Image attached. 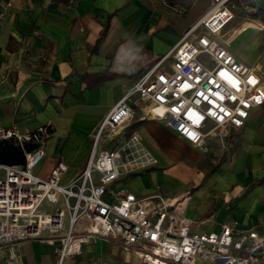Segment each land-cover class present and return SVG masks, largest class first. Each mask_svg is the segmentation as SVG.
<instances>
[{"label": "crops", "instance_id": "obj_1", "mask_svg": "<svg viewBox=\"0 0 264 264\" xmlns=\"http://www.w3.org/2000/svg\"><path fill=\"white\" fill-rule=\"evenodd\" d=\"M248 1L252 8H264V0ZM174 3L0 0V126H52L36 175L46 178L63 161L68 171L62 184H67L85 168L92 149L90 134L206 13L192 18L196 0ZM182 7L188 9L187 15L177 12ZM249 31L230 28L228 47L239 33ZM249 36L229 48L256 66L264 79V64L255 57L264 31L257 33L255 46L248 44ZM132 106L131 121L119 135L106 137L100 148L113 149L137 130L159 164L123 175L113 189L125 188L138 197L155 193L175 197L189 191L186 215L194 220L193 231L219 232L224 224L236 223L264 237V106L251 112L244 127L227 129L226 144L211 134L202 146L192 145L151 116L137 96ZM18 250L19 258L0 257V264H58L51 242L30 239ZM63 264L147 263L134 248L94 236L81 255ZM196 264L209 263L199 259Z\"/></svg>", "mask_w": 264, "mask_h": 264}, {"label": "built area", "instance_id": "obj_2", "mask_svg": "<svg viewBox=\"0 0 264 264\" xmlns=\"http://www.w3.org/2000/svg\"><path fill=\"white\" fill-rule=\"evenodd\" d=\"M211 8L177 45L130 88L90 134L85 168L62 184L68 165L59 161L49 176L34 173L46 155L51 124L25 128L0 126V140L23 152V164L0 162V257L19 258L26 240L48 241L58 264L81 255L94 236L116 239L134 248L147 264H260L264 237L256 229L224 224L219 232H196L186 215L190 192L138 197L113 189L123 175L159 164L137 130L113 149L100 148L131 121L135 96L184 140L202 146L208 135L242 128L251 112L264 106L259 70L230 50L222 33L234 18L233 0H211ZM177 12L187 15V8ZM2 16V15H1ZM35 35L39 31H34ZM31 146V148H28Z\"/></svg>", "mask_w": 264, "mask_h": 264}, {"label": "rangeland", "instance_id": "obj_3", "mask_svg": "<svg viewBox=\"0 0 264 264\" xmlns=\"http://www.w3.org/2000/svg\"><path fill=\"white\" fill-rule=\"evenodd\" d=\"M167 2V4L171 6H175L176 0H164ZM233 13L234 18L229 23V25L225 28V30L222 33V38L226 40L227 42L230 41L229 31L230 28L235 27L236 29H243L246 28L252 29V32L249 31L245 34L239 33L235 39L229 44V47H234L236 43H241L245 40V38H248V44L250 46H255L256 40H257V33L264 31V8H252L248 5V0H233ZM212 6L211 0H196V3L193 4L192 10L193 15L192 18H197L200 13L207 12ZM252 34V35H251ZM264 43L263 40L259 44V46L255 49L257 50L255 52L256 59L259 63L264 64ZM262 49V50H261ZM258 57V58H257ZM256 67V66H255ZM264 71V69H263ZM229 131L221 132L216 131L215 136L218 137L222 142V144H226V137L229 136ZM35 172L39 174L38 168H36ZM46 171H43V176L46 174Z\"/></svg>", "mask_w": 264, "mask_h": 264}, {"label": "trees", "instance_id": "obj_4", "mask_svg": "<svg viewBox=\"0 0 264 264\" xmlns=\"http://www.w3.org/2000/svg\"><path fill=\"white\" fill-rule=\"evenodd\" d=\"M248 4L249 3L248 1ZM31 148V146H28ZM0 162L6 164H23L24 156L21 148L14 142L0 140Z\"/></svg>", "mask_w": 264, "mask_h": 264}, {"label": "clouds", "instance_id": "obj_5", "mask_svg": "<svg viewBox=\"0 0 264 264\" xmlns=\"http://www.w3.org/2000/svg\"><path fill=\"white\" fill-rule=\"evenodd\" d=\"M124 50L123 49H121V52H123ZM137 51H139V49H137ZM125 55H127V54H125ZM121 59V57L120 56H118L117 57V60H120Z\"/></svg>", "mask_w": 264, "mask_h": 264}]
</instances>
